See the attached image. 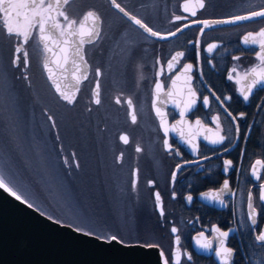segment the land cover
Instances as JSON below:
<instances>
[{"label":"flooded vegetation","instance_id":"1","mask_svg":"<svg viewBox=\"0 0 264 264\" xmlns=\"http://www.w3.org/2000/svg\"><path fill=\"white\" fill-rule=\"evenodd\" d=\"M74 1H70L65 10L69 18L76 19L78 23L83 13L89 10L82 14L72 12ZM103 1L142 39L141 53L130 65V73L123 80L124 85L108 93L111 106L120 116L109 128V153L124 179L128 200L146 210L137 220L134 242L156 245L167 264H175L176 261L180 264H222L223 258L216 255L220 247L219 233L213 231L219 228L229 232V236L223 238L225 245L233 250V254L227 258L229 264H264V242L255 240L264 226V204L258 199L259 183H264V169L256 166L257 174L261 176L260 182L252 176L255 161H264V83L257 84L248 93L247 101L242 95L247 92V86L254 78L251 74L245 77V74L251 73L252 69L259 71L264 68V63L256 58L259 44L253 45L250 37L249 44L245 45L243 37L247 33L255 34L264 29V18L210 27L203 33L198 31L203 25L197 23L249 15L252 11L264 9V0H163L165 12L157 16L154 26L140 15L145 1L141 4L133 0V8L129 9L125 4L128 0H117L129 14L154 31L162 35L179 31L166 40L147 36L113 10L107 0ZM185 4L188 6L187 11L184 10ZM90 10L100 18L101 35V16L97 11ZM192 12L196 15L192 16ZM176 16L187 19L176 20ZM58 19L63 20L62 17ZM0 35L10 49V67L16 72L14 76L23 84V88L30 90L32 84L35 86V81H45L37 33L33 31L29 42L20 46L19 66L13 65V59L22 37L7 35L2 26ZM99 38L85 48L89 64L88 79L85 82L88 86V105L83 110L86 115L89 105L97 106L91 100V90L97 80L96 69L101 72L98 78L100 95L101 83L106 77L104 66L92 64L87 54ZM256 39L259 41L260 37ZM211 44L218 46L208 52L207 48ZM25 51L28 53L27 67H24ZM177 52H183L184 56L172 61V68L168 69L167 62ZM185 64L192 65L187 73L183 72ZM161 65L164 66V72L158 77ZM229 75L233 79L230 80ZM177 76L180 78L176 79ZM157 79L163 85V90L159 92L155 89ZM189 88L196 93L195 97H190ZM204 97L209 99L207 106L203 104ZM190 98L195 103L188 109L185 104ZM117 99L120 103L116 102ZM128 99L132 100L135 123L131 120ZM154 101L155 107L164 114L165 127L170 129L167 137L155 115ZM181 109L185 111V118L182 123H177ZM43 114L47 119L46 112ZM217 117L218 121L214 122ZM197 119L201 121L200 126L195 124ZM217 122L219 128L216 127ZM174 124L175 131H172L171 126ZM121 135H127V144L121 141ZM206 136L208 139H205ZM220 136L225 137L223 143H209ZM165 139L170 147L165 145ZM137 147L141 149L139 152L136 151ZM193 148L196 150L193 151ZM225 160L232 162L227 172ZM173 172L176 173L175 180L172 178ZM134 180L135 188L132 186ZM225 180L229 183V189L223 188ZM250 192L257 210V224L254 227L248 218ZM156 193L160 195L159 203ZM189 195L191 201L187 199ZM216 196L223 203L214 199ZM172 227L177 228L176 233H172ZM201 232L204 238L200 237ZM205 238L212 242L207 250L196 243L197 239L204 242ZM188 256L192 258L190 261Z\"/></svg>","mask_w":264,"mask_h":264},{"label":"rangeland","instance_id":"2","mask_svg":"<svg viewBox=\"0 0 264 264\" xmlns=\"http://www.w3.org/2000/svg\"><path fill=\"white\" fill-rule=\"evenodd\" d=\"M135 1L146 2L140 15L151 26L165 12L163 0ZM132 2L126 1L127 8H133ZM90 9L101 16L102 30L87 54L92 64L104 66L106 77L101 103L89 105L87 115L83 111L88 105L87 85L73 107L56 99L44 80L41 88L33 84L30 90L23 88L13 76L10 49L0 35V167L23 185L40 211L61 223L134 243L137 220L146 210L128 200L124 179L109 153V128L120 116L108 93L124 85L130 65L141 53L142 39L103 0H75L72 6L77 14ZM44 109L53 116L55 127Z\"/></svg>","mask_w":264,"mask_h":264},{"label":"snow or ice","instance_id":"3","mask_svg":"<svg viewBox=\"0 0 264 264\" xmlns=\"http://www.w3.org/2000/svg\"><path fill=\"white\" fill-rule=\"evenodd\" d=\"M64 5H67L69 3V0H63ZM112 5L118 9L121 13L124 14V16L128 17L129 20H131L135 25H138L141 29H143L146 33H148L152 37H159L160 39H165V36H162L159 32L154 31L151 27L147 26L145 23H143L140 19H137L135 16H131L119 3H117V0H111ZM201 7H203V4H201ZM184 10H188L187 4L184 5ZM54 13V14H53ZM192 16H195L196 13L192 12ZM57 17H62L63 20L61 21L60 19H57ZM89 17H94L93 12H88L86 16L83 18L84 20H87ZM254 18H264V9L259 10V11H252L249 15H238L232 18H227V19H218L214 21H209V20H203V21H197V23H200L203 25L202 28L198 29L201 33L204 32L205 29L210 28L214 25H226V24H235L238 21H249L253 20ZM99 17L95 16L93 20V25L90 28H85V25L83 21L79 24V27L76 28L74 26L77 25V20L76 19H71L69 16L66 14L65 11L61 10V0H55V5L46 2V0H0V26H2L6 34L9 36H14L16 38H21L19 40V43L15 49V56L13 59V65L14 66H19V61H20V52H21V45L27 44L29 40L31 39V34L33 31L37 33L39 36V40L42 42L43 47L45 52H51L53 53L54 56H57V53L53 50V47L49 46V42L53 40V37L51 35V30L55 29L58 33L60 38L62 39L63 45L65 47H60L59 52L63 54L62 56V63L59 58L53 61V63L57 64L58 67L63 68L64 65L68 64L69 62V48L67 47L70 43L75 46V50L73 52V59H72V64H73V71H72V78L73 80L76 81V86L75 90L73 91H65L62 90L61 84L57 82L55 77V73L53 72L52 68L49 67V64L45 63L44 68L48 71V79L52 81L53 86L55 88L56 93L59 95L60 99L65 101L67 104L72 105L75 102V97L76 94L79 92L80 88L79 85L82 81H85L88 79V74L86 71V65L87 61L84 59L83 55H81V50L83 49L86 41L85 37L88 38L87 43H93V37L99 38L100 32L98 29V25L96 24V21H99ZM176 20H181V19H187V17H181V16H176ZM187 27V25H185ZM179 30V29H178ZM175 32H172L171 35H175ZM72 36H79L78 41H71ZM260 37V40L257 41L256 37ZM251 39V43L253 45L259 44V51L256 53V58L264 63V29L259 30V32L253 34V33H247L243 37V42L245 45L249 44V38ZM57 44L59 41L56 42ZM218 45L216 44H211L208 46L207 51L212 52L214 48H216ZM184 53L183 52H177L174 56L171 57L170 61L167 62V67L168 69L172 68V61H175L177 57H183ZM23 58H24V67L28 66V53L25 51L23 53ZM234 59H239V57H234ZM157 63L159 64L160 61L158 60ZM83 65V66H82ZM192 68L191 64H185L183 65V72L187 73L190 69ZM235 71V69H233ZM164 72V66L161 65L160 71L158 72V77L160 75H163ZM170 74V73H169ZM253 75V79L250 81V83L247 86V92L242 93L243 99L247 101L249 99L248 93H251L252 89L257 85L264 83V68L260 69L257 71L256 69H252L251 73H246L245 77L247 75ZM97 80L95 84V89L93 92V101L95 104L99 105L101 103L100 101V84H99V77L101 75L100 69H96L95 73ZM180 77L177 76L176 79H179ZM230 80L233 79L231 75L228 77ZM27 79V77H25ZM172 83H175V80L172 81ZM155 89L159 92L163 90V85L160 82L159 79H157V82L155 84ZM189 93L190 97H195L196 93L192 91L191 88H189ZM170 95V93H169ZM228 99V98H225ZM117 103H120L119 99L116 101ZM195 101L193 99H189L186 104L185 108L190 109L192 104H194ZM203 104L207 106L209 104V99L208 97L203 98ZM128 108L130 110L131 114V120L132 123L136 122V116L133 111V104L132 100L128 99L127 101ZM153 107L155 108V101L153 103ZM179 107V105H177ZM156 114L157 116L161 117V128L164 129V135L165 137L168 136L169 133V128L165 127V121L163 119L164 114L160 111L159 108H156ZM229 116H231V113H228ZM243 114H241L242 116ZM179 117L180 120L177 121V123H182L185 118V111L184 109H181L179 112ZM10 119L11 114H10ZM47 119L49 121H52L53 127H55V121L51 115L47 116ZM218 117L215 119L214 122L218 121ZM235 120L236 117H233ZM195 124L197 126L201 125V121L197 119L195 121ZM14 127V125H13ZM175 124L171 126V130L175 131ZM216 127L219 128L220 125L217 122ZM237 131H239V127L237 125ZM181 135L183 136V130H181ZM121 141H123L125 144L128 143V137L127 135H121L120 137ZM205 139H208L207 136ZM225 137L220 136L219 139H212L209 141V143L216 145V144H221L223 143ZM165 145L170 147L168 144V140L165 139L164 141ZM188 143H191V141H188ZM141 149L137 147L136 151L139 152ZM196 149L193 148V151ZM2 159V158H0ZM65 165H67L68 160L67 158L64 159ZM260 166L262 169H264V161L261 160H256L255 165H253L252 169V176L253 178L257 181H261V176L257 174L256 171V166ZM79 165L77 164V167ZM232 166V162L230 160H225L224 161V167H225V172H227ZM135 175V173H134ZM175 175L176 173L173 172L172 178L175 180ZM150 184L152 183L151 181L149 182ZM133 188L136 186V181H133ZM224 189H229V183L227 180L224 181L223 184ZM0 190H3V192L7 193L11 197H13L16 201H19L21 204L26 205V207L30 209H34L39 211V209L36 207V205L31 202V200L28 198L29 194L24 192L23 190V185L19 183L18 181L10 178L4 171L3 167H0ZM173 197H175V194H173ZM189 201L192 200L191 195L187 197ZM214 199L219 200V197L216 196ZM258 199L259 201L264 204V183H259V191H258ZM156 200L159 203L160 201V195L159 193H156ZM220 203H223L222 200H219ZM248 208H249V213H248V218L251 220V223L253 227L257 224V210L253 205V194L250 192L248 195ZM42 216L47 215L45 212L40 211L39 213ZM161 215H163V210L161 208ZM47 218L51 220L53 223H61L58 219H55L51 215H47ZM69 227H73V230L83 234L85 236H94L95 233L91 231H87L82 227L79 226H73V225H67ZM172 233L177 232L176 227H172L171 229ZM213 231H216L219 233V245L220 247L216 250V255L218 257H222V264H229L228 262V257L233 254V250L231 248H228L225 245V241L223 238H227L229 236L228 231H221L219 228L213 229ZM201 238H204V233L201 232L200 234ZM97 239H100L101 237H95ZM108 242L111 241H116L118 243H122V241L119 240V238L115 235H112L110 237L104 238ZM178 239V238H177ZM255 240L259 242H264V231H260L256 236ZM197 245L202 248V249H209L211 246V241L207 240L206 238L204 239V242L201 241V239H197L196 241ZM187 259L190 261L192 258L191 256H188ZM167 264V261L165 262ZM175 264H180L179 261H176Z\"/></svg>","mask_w":264,"mask_h":264},{"label":"water","instance_id":"4","mask_svg":"<svg viewBox=\"0 0 264 264\" xmlns=\"http://www.w3.org/2000/svg\"><path fill=\"white\" fill-rule=\"evenodd\" d=\"M70 1L72 0H69V2ZM107 1L113 10L130 21L147 36L157 40H166L173 36L171 34H161L166 37L165 39L150 36L116 9L112 5L111 0ZM49 2L55 5V0H49ZM65 7L66 5H64L63 0H61V10L66 12ZM90 11L91 10L83 13L77 25L74 27L78 28L82 21L86 29L92 27L94 17L98 16L96 12L91 11L94 13V17H89L87 20L83 19ZM96 24L100 31V19L96 21ZM218 26L225 25H214L212 27ZM177 32L179 31L175 33ZM51 35L53 40L49 42V46L53 47L57 56H54L51 52H45L43 44L37 35V42L42 51L41 68L47 83L46 85L56 99L63 105L73 107L83 95V87L86 80L80 83V90L76 94L75 102L72 105L60 99L52 81L48 79L49 73L44 68V64L47 63L49 67L52 68L55 73L54 79L61 84L62 90H75L76 81L72 78L74 66L71 62L75 46L71 43L67 46L69 48V62L64 65L63 68H60L57 64L53 63V61L59 58L61 63L63 62V54L59 52V48L65 47V45H63L62 39L55 29L51 30ZM70 39L71 41H78L79 36H72ZM96 39L97 38L93 37L94 42ZM87 40L88 38L85 37L86 43L81 50V55H83L86 61L85 48L87 45L91 44L87 43ZM57 41H59L58 44L56 43ZM86 71L87 74H89L88 62ZM95 84L91 90V100L94 105H96L93 101ZM154 112L157 116L156 107L154 108ZM157 118L161 123V117L157 116ZM39 213L40 211L26 207V205L21 204L19 201H16L13 197L3 192V190H0V264H165V258L156 245H146L138 242H108L104 237L100 239L95 238L99 237L97 235H95V237L85 236L74 231L73 227L67 226L68 224L53 223L47 218V215L42 216ZM262 231H264V226Z\"/></svg>","mask_w":264,"mask_h":264},{"label":"bare ground","instance_id":"5","mask_svg":"<svg viewBox=\"0 0 264 264\" xmlns=\"http://www.w3.org/2000/svg\"><path fill=\"white\" fill-rule=\"evenodd\" d=\"M13 74L15 75L16 74V72L14 71L13 72ZM13 75V76H14ZM87 81V80H86ZM35 86L37 87V88H41V82H38V81H35ZM67 107V106H66ZM43 112H47V110L46 109H44V111ZM47 113H49V112H47ZM47 113H46V115H47ZM53 117V116H52ZM88 126V130L89 131H92L93 130V127L92 126H89V125H87ZM101 130H102V128H101ZM74 164H75V162H74ZM76 166V165H75ZM20 180V182H22L21 181V179H19ZM141 244H145V243H143V242H141ZM146 245H150V243H147Z\"/></svg>","mask_w":264,"mask_h":264},{"label":"trees","instance_id":"6","mask_svg":"<svg viewBox=\"0 0 264 264\" xmlns=\"http://www.w3.org/2000/svg\"><path fill=\"white\" fill-rule=\"evenodd\" d=\"M143 243L147 244L148 242H143Z\"/></svg>","mask_w":264,"mask_h":264}]
</instances>
